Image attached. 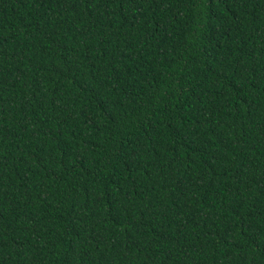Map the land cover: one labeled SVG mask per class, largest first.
I'll list each match as a JSON object with an SVG mask.
<instances>
[{
    "label": "trees",
    "instance_id": "16d2710c",
    "mask_svg": "<svg viewBox=\"0 0 264 264\" xmlns=\"http://www.w3.org/2000/svg\"><path fill=\"white\" fill-rule=\"evenodd\" d=\"M0 264H264V0H0Z\"/></svg>",
    "mask_w": 264,
    "mask_h": 264
}]
</instances>
